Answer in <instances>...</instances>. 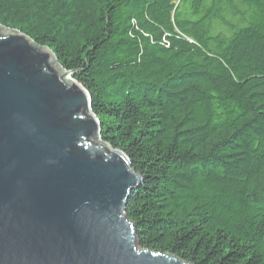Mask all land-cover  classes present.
Here are the masks:
<instances>
[{
  "label": "trees",
  "instance_id": "1",
  "mask_svg": "<svg viewBox=\"0 0 264 264\" xmlns=\"http://www.w3.org/2000/svg\"><path fill=\"white\" fill-rule=\"evenodd\" d=\"M90 97L141 183L138 247L264 264V0H0Z\"/></svg>",
  "mask_w": 264,
  "mask_h": 264
},
{
  "label": "water",
  "instance_id": "2",
  "mask_svg": "<svg viewBox=\"0 0 264 264\" xmlns=\"http://www.w3.org/2000/svg\"><path fill=\"white\" fill-rule=\"evenodd\" d=\"M140 183L72 72L0 24V264H193L138 247Z\"/></svg>",
  "mask_w": 264,
  "mask_h": 264
}]
</instances>
